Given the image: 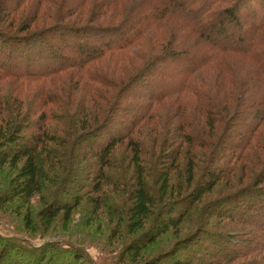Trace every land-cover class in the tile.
Here are the masks:
<instances>
[{
    "label": "trees",
    "instance_id": "trees-1",
    "mask_svg": "<svg viewBox=\"0 0 264 264\" xmlns=\"http://www.w3.org/2000/svg\"><path fill=\"white\" fill-rule=\"evenodd\" d=\"M262 1L0 0V82L35 84L33 98L41 107L50 106L35 118L10 102L0 107V169L20 164L6 201L27 203L34 195L48 193L49 201L37 214L39 227L48 232L59 215L63 222L70 220L81 202L80 192L100 193L109 182L116 194L128 188L126 222L129 234L135 235L125 251L133 256L121 264H139L143 250L170 230L179 238L185 229L180 225L188 217L199 223L193 235L143 264H264ZM25 7L30 15L22 16L16 28L12 14ZM39 17L48 24L31 28L29 22ZM105 59L126 76L122 82L99 68ZM61 78L68 84L73 80L71 90L84 91L80 100L74 92L61 94L65 84L54 85ZM116 87L114 95L108 92ZM124 95L133 104L124 103ZM75 98L77 105H84L81 111L71 110ZM167 102L174 104L171 116L181 132L175 146L165 134L158 139L153 133L165 116L159 107ZM117 112L119 122L113 118ZM50 122L56 123L54 128ZM150 122L151 150L140 134ZM124 140L131 152L126 171L118 166L119 174H106V168L117 166L109 155ZM63 141L84 143L98 166L96 172H78L83 180L57 196L52 188L43 190L44 183L62 186L56 169L64 165L56 166L59 153L52 145L65 147ZM198 167L200 176L193 183ZM220 182H235L238 188L218 202H208L206 212L209 219L239 224L233 234L223 230L225 226H204V207H197ZM93 200L100 204V199ZM22 221L30 230L37 224L28 215ZM149 224L153 228L146 230ZM200 234L211 240L209 246L198 243L205 256L192 250ZM55 243L36 246L0 234V264H79L89 258L81 245Z\"/></svg>",
    "mask_w": 264,
    "mask_h": 264
},
{
    "label": "rangeland",
    "instance_id": "rangeland-1",
    "mask_svg": "<svg viewBox=\"0 0 264 264\" xmlns=\"http://www.w3.org/2000/svg\"><path fill=\"white\" fill-rule=\"evenodd\" d=\"M262 2L263 4L260 5L259 8H261V10H264V1ZM4 12L5 11L3 10L2 15H4ZM29 12V8L25 7L22 10L12 14L13 19H15L16 28L21 22V17H28V15H30ZM12 17L8 18V20ZM47 24L48 22H44L41 17L29 22V25L33 29L40 28L43 25L46 26ZM7 32L9 31L7 30ZM112 63V60L105 59L99 63V68H103V70L107 71L113 79H117L122 82V80L125 79L126 76H123L120 73H116V71L112 68ZM209 74L215 76L216 71L211 70ZM64 78L67 79L68 76H64ZM65 79L61 78L60 80L55 82L54 85L58 86L64 83L65 86L60 91L61 94L63 93L67 95L68 93L74 92V96L79 99L84 91L80 90V88L77 91H74L73 89L71 90V86L74 84L73 80H71L68 84ZM21 82L23 81L14 79H7L2 83L0 82V107L3 109V107L7 106V104L10 102L12 107L19 106L21 113H25L26 116H33L32 118H35V115H38L40 112H42V110H46L50 106L41 107L40 104L33 98L37 90V88L34 87L35 84L23 85L20 84ZM75 86H77V84H75ZM102 90L105 89L102 88ZM116 91L117 87L110 89L108 92L113 93L114 95ZM124 98L125 95L121 99L122 101H124V103L133 104L131 101ZM72 104L73 106L71 110L76 111H81L82 107L84 106L83 103H79V105H77L76 98L74 99ZM104 105L106 106L107 104L104 103ZM155 107H157V105H155ZM167 109H169L168 116L165 113L167 112ZM174 109V104L172 102H167V105L160 106L159 111L164 112L165 114L162 119H159L160 124L155 129H153L150 125L153 123L150 122L141 129V138L144 140L147 148H149L150 150L152 149L150 136H152L154 132L158 139H161L165 134L167 140H169L174 146L180 141L179 136L181 132L175 128V123L171 116ZM33 110H36L37 113L33 114ZM88 110L89 107L87 106L86 112H88ZM120 116L121 113L117 112L116 116H114L113 118L114 120L119 122V120L122 119L119 118ZM55 125L56 123L54 122L48 123V126L50 128H54ZM150 129H153V133L150 132ZM66 136L68 137V140H71L70 136ZM57 137L61 136L57 134ZM64 142L65 141H63V143L61 144H63L65 147L52 145V148L59 153L58 155H56V159L54 160V162H56V166L61 164L64 165V168L59 167L58 169H56L57 174H59V178L62 176L61 178H63L64 180L62 182V186H58L56 184V188L44 183L43 190L45 192L46 188H52L53 190H56L57 196L60 194L62 195L64 188H66L68 191H71L73 187H75L74 184L77 181L83 180L80 175H76L78 174V172L83 171L81 173H89L90 170L96 172V167L98 166L95 157L86 152L88 150L85 149L86 146L84 143H80L76 146L74 143L71 144V141L67 143L65 142L66 145ZM126 142L127 141L124 140L123 142H121V144L117 145L109 155V159L111 161H116L117 166L114 168H106V174H119L120 171L117 168L118 166H123L124 170L126 171L127 163L129 157L131 156L130 149L127 147ZM184 144L186 145V143ZM62 151L65 153L69 152L72 158L71 156H65ZM41 154V158H45V155L43 153ZM197 154H201L200 152H198V149ZM73 155H75L76 158H74ZM85 156L86 160L84 159ZM61 158H63L62 161H59ZM152 158L153 157L151 156V160ZM204 164L205 162H202L199 165L204 166ZM19 166L20 164L17 168H13L12 166L7 165L0 169V234L23 238V240H25L27 243L36 246L42 245L46 242H56L55 244L57 245L63 243L81 245L86 249L90 259L86 257L84 258L86 262H81L79 264H90L91 261H94L95 264H121L120 261L122 259H127L128 257L130 259V256H133L132 253H125L126 249L132 243L135 236L129 234V228L127 227L128 224L126 222L127 216L125 214V211L129 202L127 199L128 194L126 192L128 188H122L116 194L112 192V187L110 186L109 182H107L104 183V185L101 187L103 190L100 193L91 191L80 192V195L82 196L81 202L76 207H74L70 220L68 222H63L61 215H59L53 222L49 231L45 232L42 228L39 227V217L37 216V214L44 207L45 203L43 202L49 199L50 195H48V193L46 195L43 193L42 195H34L27 203H24L22 199H15L10 202L6 201L5 195L7 194V190L11 184V181L17 179V171ZM53 166L54 163L51 164V167ZM43 169H46V165L43 166ZM42 172L45 173L43 170ZM42 172L41 174L43 175ZM129 172H131V169H129ZM200 172L201 169L199 167L194 171L193 183H195L199 179ZM174 173V170H172L170 173L171 180L173 179L172 181H174ZM49 174L54 176L55 173L50 172ZM126 176L127 175H125V178L127 179ZM238 184H243V181H240V183ZM238 184L232 182V186H230L228 184L226 185L225 182H220L211 193L206 194L204 197H202V200L199 202L197 207H204L205 209H203V211L205 212V219L203 223L206 222V225L204 226L209 227V225L214 224H216L215 226L218 227L225 226L223 230L230 231L232 232V234L235 231L239 230V224L232 221H226L223 218L209 219L206 212V210L209 209L207 208L209 207V204H207L208 202L215 203L220 201L222 198H225L227 195L233 193V190L238 188ZM244 184H247V182H244ZM47 191L48 190L46 189V192ZM93 199H100V204L96 205ZM23 215H28L30 216V218L32 217L33 220H37V224L33 229L30 230L24 227L22 221ZM208 221L210 224L208 223ZM197 222L196 220H191L189 217L185 221H183V223L180 225V229L185 228L186 230L184 229V232L179 238L172 236L173 232L171 230L168 231L165 235H160L156 243L149 245L145 250H143L141 256L137 258V263L143 264L145 261H150L154 257V254L161 252V250L168 248L170 245L175 244L179 240L193 235V233L197 229L196 224H199ZM150 224L146 228V230L153 228V226H150ZM169 234L171 235L169 236ZM194 240H197V247H194V249L192 250L196 251V253L198 254L205 256L206 251L203 247L199 246L198 243L209 246L211 240L205 237V235L203 234L198 235V237H196ZM182 241L185 242L186 240ZM186 253L188 254V252H185V254ZM129 259L128 261H130ZM207 260L209 261L210 259L207 258Z\"/></svg>",
    "mask_w": 264,
    "mask_h": 264
}]
</instances>
